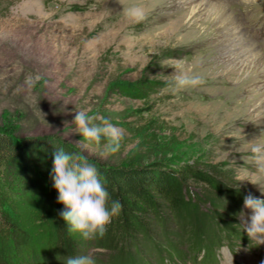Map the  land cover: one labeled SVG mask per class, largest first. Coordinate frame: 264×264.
Masks as SVG:
<instances>
[{
  "label": "rangeland",
  "instance_id": "374dc122",
  "mask_svg": "<svg viewBox=\"0 0 264 264\" xmlns=\"http://www.w3.org/2000/svg\"><path fill=\"white\" fill-rule=\"evenodd\" d=\"M132 6L144 9L142 21L125 16L123 9ZM261 26L264 0H0V129L45 143L19 163L25 182L6 195L17 236L26 241L22 246L0 228V245L15 264H48L58 256L56 215L64 205L52 175L53 153L61 148L104 167L189 164L227 180L243 196L264 199L257 185L264 187V178L242 159L249 155L247 141L264 142V35L255 33ZM178 63L194 67L203 83L174 90ZM76 111L99 114L122 129L121 150L103 158L95 146L78 143ZM241 212L251 215L244 203ZM237 219L239 231L220 236L211 262L264 264V244L249 239ZM167 230L149 256L144 249L133 260L155 263L153 253L171 244L185 255L183 262L201 259L184 244L202 231L179 239L183 228ZM72 237L78 254L108 264L111 253L97 248L96 239ZM164 259L159 264H167Z\"/></svg>",
  "mask_w": 264,
  "mask_h": 264
},
{
  "label": "trees",
  "instance_id": "16d2710c",
  "mask_svg": "<svg viewBox=\"0 0 264 264\" xmlns=\"http://www.w3.org/2000/svg\"><path fill=\"white\" fill-rule=\"evenodd\" d=\"M42 147L45 143L41 138L21 137L7 128L0 129V228L15 234L13 239L22 246L26 241L17 236L20 234L17 218L9 215L6 209L7 205L11 206L6 195L13 184L25 182L18 170L19 163L33 159L36 150ZM90 164L97 168L111 200L122 204L120 214L112 218L103 238H96L97 248L111 253L105 261L108 264H127L128 261V264H149L148 258L134 261L132 257H137L144 249L147 251L145 255L149 256L150 247H154L158 239L168 234L167 228L173 226L184 229V233L175 236L179 239H184L185 234L195 235L197 230L202 231L196 241L192 238L193 241L188 239L184 244H192V254L202 253L201 260L193 258L196 264L205 257L214 259L220 236L232 238L233 229L238 230L237 216L244 196L217 175L189 164L176 167H162L160 162L137 167H104L94 161ZM12 174L15 175L13 180L8 179ZM197 186L201 188L200 193L193 188ZM198 204L203 205V211L198 210ZM220 211L228 215L224 218ZM59 212L58 209L55 243L58 258L51 257L48 264H62L67 257L81 255L78 254V243L69 234ZM170 246L169 250L161 248V252L153 253L156 261L150 264H159L164 258L167 264H187L183 262L185 255L172 244ZM124 248L127 249L124 251ZM7 251L0 245V264H15V257Z\"/></svg>",
  "mask_w": 264,
  "mask_h": 264
},
{
  "label": "clouds",
  "instance_id": "9594fccd",
  "mask_svg": "<svg viewBox=\"0 0 264 264\" xmlns=\"http://www.w3.org/2000/svg\"><path fill=\"white\" fill-rule=\"evenodd\" d=\"M123 11L134 22L145 18V11L139 6ZM173 68L175 72L171 75V85L174 90L195 88L203 83L202 78L194 74V67L178 63ZM28 79L31 81V78ZM35 79L39 80V76ZM73 124L74 131L83 137L78 143H83L85 147L95 146L101 157L106 158L121 150L123 130L105 117L76 111ZM237 150L240 151L239 148ZM244 151L249 155H243L242 159L255 168L253 175L264 178V142H258L256 138L247 141ZM52 179L58 192L57 202L64 205L59 216L66 223L69 234H79L84 240L103 238L112 218L120 214L122 204L111 200L97 168L88 162L82 152L69 153L61 148L53 153ZM257 185L261 196H264V187ZM243 203L251 215L239 213L240 226L249 239L264 244V199L248 193ZM66 264H94V260L87 255H76L67 257Z\"/></svg>",
  "mask_w": 264,
  "mask_h": 264
},
{
  "label": "bare ground",
  "instance_id": "6f19581e",
  "mask_svg": "<svg viewBox=\"0 0 264 264\" xmlns=\"http://www.w3.org/2000/svg\"><path fill=\"white\" fill-rule=\"evenodd\" d=\"M244 62L246 63V59H245V61H244ZM247 63H248V65H249V63H250V62H249V60L247 61ZM248 65H247V66H248ZM234 66H236V67H237V65H236V64H235ZM253 78H254V77H250V79H246V80H253ZM240 120H241V119H240ZM221 127H222V126H221ZM221 127H220V128H221ZM223 127H224V126H223ZM230 127H231V126H230ZM230 127H229V128H230ZM226 128H227V127H226ZM226 128H225V129H226ZM231 128H232V127H231ZM217 129H218V127H217ZM222 130H223V129H222ZM226 130H227V129H226ZM227 131H228V130H227Z\"/></svg>",
  "mask_w": 264,
  "mask_h": 264
}]
</instances>
